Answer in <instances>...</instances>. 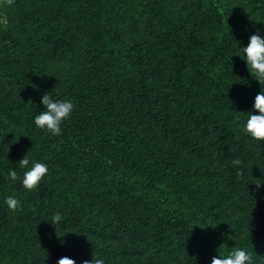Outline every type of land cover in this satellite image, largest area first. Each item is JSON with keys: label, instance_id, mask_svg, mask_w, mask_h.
<instances>
[{"label": "trees", "instance_id": "16d2710c", "mask_svg": "<svg viewBox=\"0 0 264 264\" xmlns=\"http://www.w3.org/2000/svg\"><path fill=\"white\" fill-rule=\"evenodd\" d=\"M257 29L264 0H0V264H264V142L240 129L264 82L236 54ZM45 92L75 105L59 136ZM24 155L49 167L32 190L7 179Z\"/></svg>", "mask_w": 264, "mask_h": 264}, {"label": "clouds", "instance_id": "9594fccd", "mask_svg": "<svg viewBox=\"0 0 264 264\" xmlns=\"http://www.w3.org/2000/svg\"><path fill=\"white\" fill-rule=\"evenodd\" d=\"M8 2L10 3V0ZM236 54L243 59L250 75L261 85L264 82V34H261V30L257 29L249 34L247 43L238 46ZM40 103L44 110L33 116L35 127L54 136L61 135L63 123L74 111L73 101L56 99L45 92L40 97ZM245 112L246 116L240 124L241 131L253 140L264 142V91L261 90L255 94L251 109ZM237 119L241 118L238 116ZM231 163L233 166H238L242 164V160L233 159ZM18 167L24 169L22 176L18 175L16 168H11L8 170L7 179L12 182L19 181L21 186L27 190L37 188L49 171L46 162L31 160L27 155L19 159ZM3 202L13 211L21 206V201L15 195L5 196ZM61 219V214L57 212L50 221L55 225L60 223ZM56 264H76V262L72 258L62 256L57 259ZM81 264H105V259L97 254L93 255L90 260H83ZM209 264H254V258L245 248L234 247L225 253L212 256Z\"/></svg>", "mask_w": 264, "mask_h": 264}]
</instances>
